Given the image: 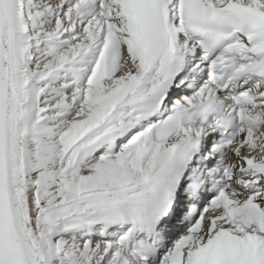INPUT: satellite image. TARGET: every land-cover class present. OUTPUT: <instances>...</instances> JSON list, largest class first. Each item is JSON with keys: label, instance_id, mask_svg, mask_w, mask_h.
I'll list each match as a JSON object with an SVG mask.
<instances>
[{"label": "snow or ice", "instance_id": "6c2138e0", "mask_svg": "<svg viewBox=\"0 0 264 264\" xmlns=\"http://www.w3.org/2000/svg\"><path fill=\"white\" fill-rule=\"evenodd\" d=\"M0 264H264V0H0Z\"/></svg>", "mask_w": 264, "mask_h": 264}]
</instances>
